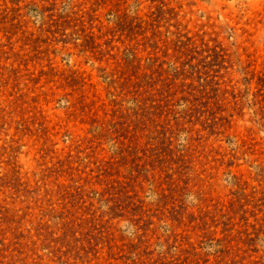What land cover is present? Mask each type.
<instances>
[{"label": "rangeland", "instance_id": "obj_1", "mask_svg": "<svg viewBox=\"0 0 264 264\" xmlns=\"http://www.w3.org/2000/svg\"><path fill=\"white\" fill-rule=\"evenodd\" d=\"M0 264H264V0H0Z\"/></svg>", "mask_w": 264, "mask_h": 264}]
</instances>
